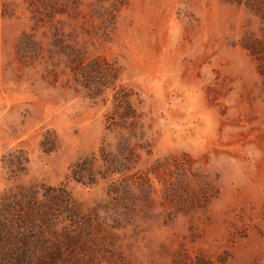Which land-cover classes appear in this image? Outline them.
<instances>
[{"label":"rangeland","instance_id":"obj_1","mask_svg":"<svg viewBox=\"0 0 264 264\" xmlns=\"http://www.w3.org/2000/svg\"><path fill=\"white\" fill-rule=\"evenodd\" d=\"M96 1L82 0L86 19L57 20L87 56L121 67L117 85L134 92L141 115L136 138L109 129L111 89L90 99L66 85L62 68L54 83L52 68L19 62V38L35 23L29 0H0V197L65 187L82 213L78 225L58 226L67 248L23 264H264V80L241 43L247 32L263 35V20L223 0H126L104 33L90 18ZM50 134L55 149L45 152ZM122 138L135 153L124 177L94 186L70 178L79 160L118 154ZM12 150L29 159L17 178L2 162ZM184 159L188 192L206 177L216 188L202 210L165 200ZM132 175L149 180L150 203L138 185L111 192L112 180Z\"/></svg>","mask_w":264,"mask_h":264},{"label":"trees","instance_id":"obj_2","mask_svg":"<svg viewBox=\"0 0 264 264\" xmlns=\"http://www.w3.org/2000/svg\"><path fill=\"white\" fill-rule=\"evenodd\" d=\"M110 1L112 3L109 7L103 5ZM223 1L244 5L264 23V0ZM28 4L35 23L31 33H25L19 38L16 47L19 62L26 67L44 64L47 69L52 68L49 74L54 83L57 81L56 69L62 68L67 78L66 85H71L74 90H82L90 99L100 98L111 89L115 93L113 111L107 116L109 129L123 128L128 130L131 137L136 138L141 115L132 102L134 92L117 85L122 75L121 67L104 58L87 56L70 35H65V24L57 20L58 16H68L73 20L86 19L81 11L84 5L82 0H29ZM126 5V0H97L88 5L90 18L99 19L101 29L106 33L109 29H115L118 13ZM41 29L44 31L39 38ZM241 43L258 63L259 74L264 80V29L261 37L247 32ZM50 136L41 144L45 152L55 149V138L53 134ZM128 142V139L122 138L118 154L102 149L99 156L93 154L79 160L71 167L70 178L82 185L94 186L100 180L112 176L124 177L133 168L135 157L134 149ZM2 162L10 178H17L26 172L29 159L25 151L12 150L3 156ZM180 166L183 174H179L178 180L166 188L165 200L182 205L185 209L202 210L217 193L213 181L206 177L198 192H188L183 179L190 162L184 159ZM129 185H138L142 199L150 203L149 180L143 176L132 175L112 180L111 192L119 193ZM43 191L41 194L36 189H21L17 193H7L0 197V263L23 264L30 255L37 252L48 253L53 250L59 253L68 247L67 243L71 241L69 234H59L58 226L67 222L78 225L82 220L80 207L65 187L43 188ZM63 230L67 232L68 227H63Z\"/></svg>","mask_w":264,"mask_h":264}]
</instances>
